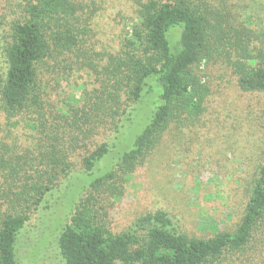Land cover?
<instances>
[{"label":"trees","instance_id":"16d2710c","mask_svg":"<svg viewBox=\"0 0 264 264\" xmlns=\"http://www.w3.org/2000/svg\"><path fill=\"white\" fill-rule=\"evenodd\" d=\"M137 4L120 50L102 55L87 47L96 8L84 0H0V264H19L21 231L69 179L74 155L87 149L82 171L94 174L146 103L151 115L131 147L75 204L59 237L64 264H264V146L233 231L192 237L160 210L114 233L98 216L92 194L117 167L135 170L172 125L181 129L205 114L202 63L229 69L245 93H264V38L256 42L264 30L258 35L240 20L246 0ZM175 28L182 33L174 51L168 33ZM68 70L93 72L98 86L77 82L80 99L74 93L61 101L59 93L56 102L52 83L64 93ZM102 134L107 140L96 144Z\"/></svg>","mask_w":264,"mask_h":264},{"label":"rangeland","instance_id":"374dc122","mask_svg":"<svg viewBox=\"0 0 264 264\" xmlns=\"http://www.w3.org/2000/svg\"><path fill=\"white\" fill-rule=\"evenodd\" d=\"M84 2L96 8L87 47L102 55L116 54L137 18V0ZM246 3L240 20L261 35L264 0ZM181 33L180 28L168 33L174 51ZM263 38L264 35L256 40L257 44ZM200 69L203 83L210 88L201 119L181 129L172 125L142 165L133 171L117 167L115 178L92 194L99 206L98 216L114 233L125 230L139 217L160 210L167 211L182 232L201 239L233 231L240 222L263 152L264 93L241 91L225 67L202 63ZM87 72L68 70L62 83L64 93L52 83L54 101L57 102L59 93L61 101L74 93L80 99L81 91L75 89L77 82H91L90 90L98 86L96 74ZM150 106L146 103L140 107L132 125L114 142L115 148L99 163L94 174L82 171L81 160L87 149L74 155V171L69 179L47 196L44 207L21 231L19 264H64L59 237L75 204L91 182L108 172L131 147L151 115ZM13 134L27 144L23 131L15 129ZM103 134L94 139L96 144L107 140ZM88 144L93 149L92 141Z\"/></svg>","mask_w":264,"mask_h":264}]
</instances>
